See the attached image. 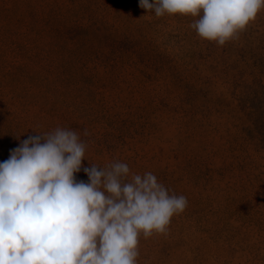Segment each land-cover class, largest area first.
I'll use <instances>...</instances> for the list:
<instances>
[{"label":"rangeland","instance_id":"374dc122","mask_svg":"<svg viewBox=\"0 0 264 264\" xmlns=\"http://www.w3.org/2000/svg\"><path fill=\"white\" fill-rule=\"evenodd\" d=\"M193 20L139 0H0V162L71 128L88 145L77 181L120 160L188 200L138 264H264V10L223 46Z\"/></svg>","mask_w":264,"mask_h":264},{"label":"clouds","instance_id":"9594fccd","mask_svg":"<svg viewBox=\"0 0 264 264\" xmlns=\"http://www.w3.org/2000/svg\"><path fill=\"white\" fill-rule=\"evenodd\" d=\"M139 7L156 18L192 17L201 40L223 46L256 20L264 0H139ZM38 133L0 162V264H138L141 238L166 235L188 206L154 173H133L120 160L91 163L83 168L88 182L77 181L88 146L80 133L60 126Z\"/></svg>","mask_w":264,"mask_h":264}]
</instances>
